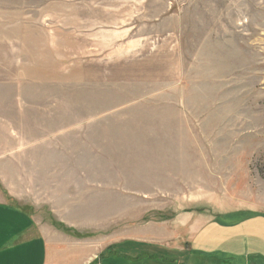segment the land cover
Instances as JSON below:
<instances>
[{
    "label": "rangeland",
    "instance_id": "rangeland-1",
    "mask_svg": "<svg viewBox=\"0 0 264 264\" xmlns=\"http://www.w3.org/2000/svg\"><path fill=\"white\" fill-rule=\"evenodd\" d=\"M0 203L40 264L177 261L187 215L264 212V0H0Z\"/></svg>",
    "mask_w": 264,
    "mask_h": 264
},
{
    "label": "crops",
    "instance_id": "crops-1",
    "mask_svg": "<svg viewBox=\"0 0 264 264\" xmlns=\"http://www.w3.org/2000/svg\"><path fill=\"white\" fill-rule=\"evenodd\" d=\"M180 223L178 227L186 235L175 244L177 261L142 257L140 262L134 258L126 262L187 264L179 256L186 257L188 264H253L255 258L264 261V212L239 209L213 216L190 214ZM42 254L35 218L0 203V264H40ZM198 257L204 262H198Z\"/></svg>",
    "mask_w": 264,
    "mask_h": 264
}]
</instances>
